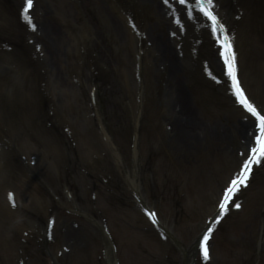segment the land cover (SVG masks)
Listing matches in <instances>:
<instances>
[{"label": "rangeland", "instance_id": "obj_1", "mask_svg": "<svg viewBox=\"0 0 264 264\" xmlns=\"http://www.w3.org/2000/svg\"><path fill=\"white\" fill-rule=\"evenodd\" d=\"M36 1L39 2L35 13L37 24L40 27L42 23L46 29L35 27L30 34L33 45L44 49L42 68L28 69L18 66L11 54V49L22 40L20 33L27 29L20 17L18 21L23 1L0 0V126L9 135L12 148L5 147V152H1L0 147V264L13 262L15 253L29 239L39 240L41 236L36 247L44 245L48 241L50 216L58 220L54 240L58 237L59 242L64 219L77 217L71 210L82 215L93 229L90 232L102 239L99 228H103L104 221L95 218L90 207L93 187L105 178L113 189L117 183L123 205L112 194L114 190L107 189L104 196L110 199L102 203L104 220L116 222L122 213L126 233L133 235L144 224L158 244L155 250L161 254L156 264L161 261L166 264L171 259L182 264L183 250L192 249L205 226V214L214 213L219 194L237 170L238 154L246 149L249 139L248 135L239 134L237 123L243 116L235 111L225 83L215 72L216 50H209L208 71L197 64H190L191 68L184 71L177 63L175 49H166L164 41L156 40L159 35L173 41L171 17L169 24L164 25L151 4L138 8L141 14L145 9L149 19L141 22L137 35L131 34L127 24L114 13L110 21L103 22V14L109 13L110 0H92L91 9L87 1L85 9L82 2L74 0L81 3L80 13L84 16V24L74 25L95 30L100 57L105 61L111 59L110 67H98L97 76L103 77L100 79L94 75L91 61L85 66L75 56L67 57L77 51L76 33L80 30L69 29L74 23L76 4L60 8L57 0ZM220 2L227 16L232 17L230 23L236 22L238 16L243 17L242 22H236L234 35L245 44L241 48L245 81L254 97L263 101L264 76L254 77L244 64L251 55L252 45L257 46L264 62V0ZM93 17L101 21L93 22ZM172 18L176 19V15ZM67 30H73L71 36ZM53 38H58V45L48 41ZM61 45L65 50L61 51ZM206 46L210 48L207 42ZM141 52L144 54L139 60ZM103 81L106 84L102 85ZM95 83L103 89V110L98 104ZM5 91L15 96L8 98ZM25 103L30 107L27 115ZM35 105L37 113L31 114V106ZM105 109L110 113H104ZM86 113L95 115L96 128L90 132L83 128ZM98 119L108 131L112 145L122 154L120 166L113 160L116 153L110 151L108 140L102 136ZM170 132L174 138L169 136ZM134 147L137 156L133 155ZM72 163H77L78 169L70 172L66 168ZM219 168L226 170L222 182L215 185ZM172 174H183L175 181L178 196L174 202L168 198L174 186L170 180ZM135 177L139 195L146 198L148 206L161 211L172 239L162 240L148 220L143 219L134 191L128 185L130 178ZM70 180L76 183L74 188L67 186ZM108 181L104 180L107 187ZM261 183H264V162L243 195H248L251 206L220 226L208 264H253L259 257L264 259V191L261 190L264 184ZM12 184L17 186L13 189ZM78 184L83 186L86 196L78 198L74 193ZM10 189L17 195L14 205L7 197ZM252 194L255 199L251 198ZM93 235L87 234L88 244L95 242L91 240ZM153 239L144 240L154 243ZM174 240L180 241V252L173 249ZM59 249L60 246L55 248L57 254ZM35 251L27 248L26 257L31 259ZM196 264L207 262L198 256Z\"/></svg>", "mask_w": 264, "mask_h": 264}, {"label": "snow or ice", "instance_id": "obj_2", "mask_svg": "<svg viewBox=\"0 0 264 264\" xmlns=\"http://www.w3.org/2000/svg\"><path fill=\"white\" fill-rule=\"evenodd\" d=\"M168 2L169 0H164L165 4H168ZM32 4L33 0H25L23 12L25 20L34 29L35 25L32 23L31 16L28 14ZM179 4L186 7L189 18L193 16L194 11L198 10L200 14L207 17V19L211 22L212 33L216 35L217 41L221 44V55L224 57L225 65L228 68L227 75L233 81L232 87L235 90V95L243 108L255 118L253 122V130L251 132V135L254 137V146L250 147V153L243 159L239 174L233 178L230 184L226 187L224 191V200L220 204L221 210L227 211L226 205L231 197L239 190L241 185L246 186L249 173L251 172L252 163L255 162L258 164L261 159H264V110L257 109V107L248 100L243 89L239 85V81L236 76L235 52L232 49L231 37L226 31L224 23L221 22V18L214 11L216 7L215 0H193L191 3L190 0H179ZM176 22L178 24L180 23L179 20ZM9 199H13L12 194H9ZM235 207L239 208L240 205L237 203L235 204ZM149 215L153 217V222L155 223V213H149ZM208 232H211V229H208ZM207 239L208 235L206 234L201 242V251L205 260H208L209 258V251L206 244Z\"/></svg>", "mask_w": 264, "mask_h": 264}, {"label": "bare ground", "instance_id": "obj_3", "mask_svg": "<svg viewBox=\"0 0 264 264\" xmlns=\"http://www.w3.org/2000/svg\"><path fill=\"white\" fill-rule=\"evenodd\" d=\"M241 127L242 128H247L248 127V124L247 123H241ZM248 131V129H245L243 132H247ZM249 149V148H248Z\"/></svg>", "mask_w": 264, "mask_h": 264}]
</instances>
